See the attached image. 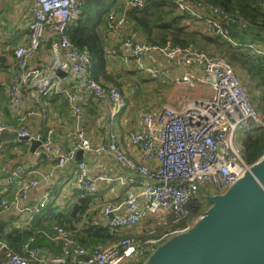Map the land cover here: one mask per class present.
Masks as SVG:
<instances>
[{
    "label": "built area",
    "instance_id": "obj_1",
    "mask_svg": "<svg viewBox=\"0 0 264 264\" xmlns=\"http://www.w3.org/2000/svg\"><path fill=\"white\" fill-rule=\"evenodd\" d=\"M172 1L181 15L203 24L209 36L228 42L252 58L264 60V44L242 42L232 36V27L245 30L249 26L241 15L204 0ZM147 5L148 0H124L120 13L109 12L106 56L120 58L130 72L143 73L155 81H163L169 70L157 62L149 63L150 56L176 67L197 68L201 75L186 72L172 82L189 87L205 85L212 94L192 100L181 110L165 105L158 113L143 116V131L130 130L123 136L119 131L110 132L93 144L86 129L78 124L85 108L91 102L98 106L110 103L111 116L115 118L127 108L126 95L116 86L94 79L89 51L78 49L67 35L80 19L83 0H32L29 39L14 50L9 62L13 81L2 84L8 107L16 112V119L15 123L0 120V135L16 133L18 143L22 139L29 143L38 140L26 125L37 115L47 119V114L34 106L24 113L19 111L35 95L66 98L67 110L75 115L77 125L64 128L65 147L57 145L55 130L49 126L41 150L53 162L50 170L27 164L23 156H18L7 178L0 177V226L7 221L9 212L17 209L21 219L13 222L7 233L27 231V226L51 201L48 190L59 185L71 169L73 183L81 194H97L100 184L122 189L119 203L101 207L102 213L109 217L108 230L119 239L105 245H81L78 238L88 223L84 213L78 215L72 229L55 222L51 234L39 233L57 247V254L35 245V237L22 245L21 253L0 240V264H138L159 245L194 225L198 218L191 221V216L200 204L204 184L222 195L250 171L252 165L245 162L237 135L242 138L264 129V115L223 56H210L192 45L181 47L171 39L163 45L140 40L138 32L130 28L128 14ZM262 7L264 10V0ZM48 45L47 60L38 62V55ZM3 145L0 144V156ZM80 152L110 155L123 172L116 176L95 174L86 160L73 165ZM32 191L44 194L38 202L22 206ZM150 217L161 219L164 228H151L138 237L123 235L126 230L135 232Z\"/></svg>",
    "mask_w": 264,
    "mask_h": 264
},
{
    "label": "crops",
    "instance_id": "obj_2",
    "mask_svg": "<svg viewBox=\"0 0 264 264\" xmlns=\"http://www.w3.org/2000/svg\"><path fill=\"white\" fill-rule=\"evenodd\" d=\"M123 3L124 0H117L118 6H114L111 11L116 13H118L117 11L119 9L122 11ZM31 6L32 0H0V120L9 123H15L16 112L8 107L6 91L2 84H8L13 81L14 76L9 69V62L13 56L14 50L20 45H24L29 39L28 26L31 19ZM130 23V28L133 27L138 32V38L146 41L144 32L133 21L130 20ZM194 24H197V29L204 35H208L204 31L203 24L199 22H194ZM104 30L102 38L104 39V48L106 52L108 33L107 28L104 27ZM256 44L264 43L258 41ZM49 50L50 47L48 45V47H45L40 52V56L38 55V62L42 63L47 60L50 54ZM207 54L213 57L218 55H212L208 52ZM105 58L107 62L106 67L103 71L97 72L95 75L97 79L95 80L106 85L116 86L121 90L126 95L127 108L121 115L115 118L111 116L112 107L110 103L98 106L94 102H91L85 108L82 113L81 121L78 124L86 129L87 137L93 144H97L105 139L110 132L119 131V134L123 136V133L130 130L143 131V116L147 113H158L165 105H170L177 110H181L192 100L208 98L212 94L210 87L205 85L189 87L184 84L177 85L172 82L173 78L186 72L201 75V70L197 68L176 67L171 63L159 59L155 55L152 57L150 56L149 63L154 64L157 62L169 70V75L163 81H153L143 73L130 72L124 67L120 58L110 59L106 55ZM146 64L148 65V61ZM246 75L250 78L247 72ZM138 83L142 85V88ZM185 88L189 89H187L186 92H182ZM140 89H142V91ZM152 91L155 92V95L156 93H160L164 98L159 99L152 94ZM150 100H152V102H150ZM33 106L40 113L47 114V119H43L37 115L29 120L26 125L27 128L31 132H34L35 135L38 136V140L41 141L49 126H51L56 133L57 145L65 147L64 128H74L77 125L75 115L67 110L66 98H48L35 95L27 102L23 103L19 111L24 113ZM136 115L138 117H136ZM245 137L241 138L242 143ZM0 144H4L0 156L1 178H7L13 171L17 164L18 156H23V161L30 164L28 162V157L32 147L31 143H18L17 141L8 140L2 142L0 135ZM23 145H28L27 151H25ZM40 153H43L41 146L35 152V155L38 156ZM77 157L73 165H76L78 161L86 160L90 165L91 171L95 174L105 172L110 176H116L123 172L119 169L110 155L97 156L92 153H82V155H78ZM30 165L40 167L43 170H50L53 166V162L47 157L38 165ZM48 191L51 195V201L47 208L27 226L26 230L36 233L39 243H42H40V246L53 254H57L54 253V250L58 252L57 247L53 245L48 238L42 237L39 233H50L51 225L55 222L63 223L64 227L72 229L74 228V221L79 219H75V215L84 213L88 216V223L84 231L89 227L101 226L107 228L109 217H106L102 213L101 207L110 202L119 203L122 196V189L119 186L107 187L105 184H100L99 192L95 195L79 193L73 183L71 169L67 170L66 178L63 179L59 185ZM43 194L44 192L42 191H32L29 197L22 202V206L26 207L38 202ZM76 209L82 211L79 212ZM20 219L21 215L19 211L17 209L11 210L7 216V221L4 223L6 233L7 230H10L12 223ZM151 228L160 230L164 228V224L161 219L150 217L147 218L135 232L126 230L123 231V235L138 237ZM147 257L148 256L141 259L138 264L144 263Z\"/></svg>",
    "mask_w": 264,
    "mask_h": 264
},
{
    "label": "trees",
    "instance_id": "obj_3",
    "mask_svg": "<svg viewBox=\"0 0 264 264\" xmlns=\"http://www.w3.org/2000/svg\"><path fill=\"white\" fill-rule=\"evenodd\" d=\"M105 1L116 0H83L84 7L79 21L67 31V35L78 49H87L92 60V75L106 67L105 44L102 38L104 27L107 26L108 13L114 6H108L109 11L104 15L102 9ZM205 2L222 8L231 14L241 15L249 21L247 29L232 27V36L242 42L258 41L264 43V10L263 0H204ZM121 12V9L117 11ZM146 35V41L151 44L163 45L171 39L175 45L181 47L194 46L200 51L221 55L236 69L240 68L250 75L256 90L261 94L254 101H258L257 110L264 115V60L252 58L231 44L218 41L209 35H204L197 29V24L187 15H181L172 0H148V5L142 10H133L128 14ZM254 30V31H253ZM105 31V30H104ZM254 32V38L250 37ZM215 53V54H214ZM25 144V143H24ZM27 151L28 145H23ZM243 158L248 165H253L264 156V129L255 130L247 134L242 143ZM77 210V209H76ZM82 211V210H77ZM78 215V214H77ZM75 215V219L78 216ZM62 226L63 223H59ZM35 237V245H40L38 235L33 231H13L6 233L4 225L0 226V240L5 241L15 252H22V245ZM153 237V236H151ZM79 243L86 247L105 245L119 239L108 228L89 227L79 236ZM42 244V243H41ZM54 253H58L54 250Z\"/></svg>",
    "mask_w": 264,
    "mask_h": 264
},
{
    "label": "water",
    "instance_id": "obj_4",
    "mask_svg": "<svg viewBox=\"0 0 264 264\" xmlns=\"http://www.w3.org/2000/svg\"><path fill=\"white\" fill-rule=\"evenodd\" d=\"M1 138L18 140L16 133H2ZM42 142L31 143L30 164L47 158L35 155ZM207 201L210 209L187 232L159 245L142 264H264V156L238 183Z\"/></svg>",
    "mask_w": 264,
    "mask_h": 264
},
{
    "label": "rangeland",
    "instance_id": "obj_5",
    "mask_svg": "<svg viewBox=\"0 0 264 264\" xmlns=\"http://www.w3.org/2000/svg\"><path fill=\"white\" fill-rule=\"evenodd\" d=\"M105 2H106V3L103 4V6H102V9H103V11H104V15H105V11L107 10V7H108L109 5H110V6H118V4H117V0L114 1V2H112V1H105ZM114 10H115V9H114ZM108 12H109V11L107 10V11H106V14H107ZM108 14H109V13H108ZM107 18H108V17H107ZM253 31H254V30H253ZM253 31H252V35L250 36V37H252V38H254V36H255V34H254ZM234 69H235V68H234ZM235 71H236V73L238 74V76H239V78H240V80H241V82H242V84H243V87H244L245 90L247 91V93H248L250 99L253 101L254 105L257 107V103H258V101H254V99H255V98L257 99L258 97H260L261 94H259V92L256 90L255 83H254L253 81H251V80L247 77V75H246V71H243V70L240 69V68H236ZM151 80H152V79H151ZM153 81H155V80H153ZM138 84H139L140 87L142 88V85H141L140 83H138ZM187 89H189V88H185L184 90H182V92H186ZM140 90L142 91V89H140ZM152 94L155 95V92L152 91ZM155 96L158 97L159 99H163V98H164V96H162L160 93H156ZM150 102H152V100H150ZM122 113H123V112H122ZM136 117H138V116L136 115ZM237 140H238V142L240 143L241 151L243 152L242 140H241V136H240V135H237ZM214 194L218 195V193H214V192L212 191V187H211L209 184H204V185L202 186L201 191H200V203L203 202L202 204L204 205V203H205V201H206V198H207L208 196H210V195H214ZM204 207H205L206 209H205V208L202 209L203 212H200L201 210H198V211H197V209H199L198 207H196V208L194 209L193 214H192V216H191V221H193V220H195V219L201 217V215H202L205 211H207L208 209H210L211 204L209 203L207 206H204ZM172 218H173V217H172ZM151 253H153V252H150V254H151ZM150 254H149V255H150Z\"/></svg>",
    "mask_w": 264,
    "mask_h": 264
},
{
    "label": "flooded vegetation",
    "instance_id": "obj_6",
    "mask_svg": "<svg viewBox=\"0 0 264 264\" xmlns=\"http://www.w3.org/2000/svg\"><path fill=\"white\" fill-rule=\"evenodd\" d=\"M215 195H216V194H214V195H212V196H215ZM202 203H203V202H202ZM202 203L199 204V206H198L199 209H197V211H198V210H201L200 212H203L202 209L205 208L204 206H207V205L209 204V202L207 201V198H206V201H205L204 205H203ZM205 209H206V208H205Z\"/></svg>",
    "mask_w": 264,
    "mask_h": 264
}]
</instances>
